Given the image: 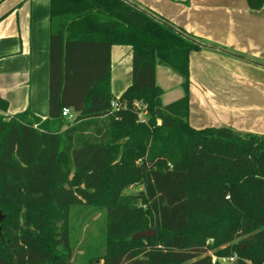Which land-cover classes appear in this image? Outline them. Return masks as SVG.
<instances>
[{
	"label": "trees",
	"instance_id": "obj_1",
	"mask_svg": "<svg viewBox=\"0 0 264 264\" xmlns=\"http://www.w3.org/2000/svg\"><path fill=\"white\" fill-rule=\"evenodd\" d=\"M48 7V116H5L0 96V264H71L77 228L96 214L101 237L83 240L79 264H264V134L189 124L199 41L125 0ZM112 45L131 54L116 98ZM156 65L182 78L181 97L162 104Z\"/></svg>",
	"mask_w": 264,
	"mask_h": 264
},
{
	"label": "crops",
	"instance_id": "obj_2",
	"mask_svg": "<svg viewBox=\"0 0 264 264\" xmlns=\"http://www.w3.org/2000/svg\"><path fill=\"white\" fill-rule=\"evenodd\" d=\"M205 46L189 54V110L200 126L264 134V5L246 0H130ZM49 0H0V96L3 113L48 116ZM128 46L110 47L111 92L130 82ZM163 65L155 81L167 104L184 94L182 78ZM199 127V126H198Z\"/></svg>",
	"mask_w": 264,
	"mask_h": 264
},
{
	"label": "rangeland",
	"instance_id": "obj_3",
	"mask_svg": "<svg viewBox=\"0 0 264 264\" xmlns=\"http://www.w3.org/2000/svg\"><path fill=\"white\" fill-rule=\"evenodd\" d=\"M173 74L176 75V73H173ZM112 94H113V92H112ZM113 95H114V98L118 97V94L114 93ZM139 112H140L139 113L140 115H143L142 114L143 110H140ZM194 112L195 111L192 110V117H191L190 110L188 111V122H189V124L192 125L193 127H198V126L203 127V126H200V125H202V123L196 124V121H195L196 117L194 116L195 115ZM139 190H141V186H133V187L127 188L125 190V192H128V193L129 192H137ZM103 224H104V218L102 220V216L100 214H96L93 217L87 218V219L82 221V223L77 228L78 231H76V244L74 245L73 258H72L73 260H72L71 264H79L80 263V260L78 259V257H80V256H77V255L81 251L78 249V247H79V245L83 244V240L85 238H87V237L90 238V240L93 241L91 243H97L99 241V238L101 237L100 229L102 228ZM71 226H76V223L74 222V220L70 221V227ZM210 253H212V251H210ZM81 259H83V258H81Z\"/></svg>",
	"mask_w": 264,
	"mask_h": 264
},
{
	"label": "water",
	"instance_id": "obj_4",
	"mask_svg": "<svg viewBox=\"0 0 264 264\" xmlns=\"http://www.w3.org/2000/svg\"><path fill=\"white\" fill-rule=\"evenodd\" d=\"M125 1L128 2V3H130V4H132V5L135 6L137 9L142 10V11H144V12L150 14L148 11L142 9L141 7H139V6H137L136 4L132 3L131 1H129V0H125ZM160 21H161L163 24L167 25L168 27H170V28H174V27H173L172 25H170L169 23H167V22H165V21H162V20H160ZM198 44H199L201 47H204V46H205L204 44H202V43H200V42H198ZM1 219H2V214H1V212H0V220H1ZM154 233H155V230H154V229L142 230V231H138V232L134 233V234L132 235V238L150 237V236H153Z\"/></svg>",
	"mask_w": 264,
	"mask_h": 264
},
{
	"label": "built area",
	"instance_id": "obj_5",
	"mask_svg": "<svg viewBox=\"0 0 264 264\" xmlns=\"http://www.w3.org/2000/svg\"><path fill=\"white\" fill-rule=\"evenodd\" d=\"M112 106L115 107L117 105L116 101H113ZM61 116L70 119L72 117V113L70 111L69 108H62L61 110ZM139 118L142 121L143 119L141 118V115L139 114ZM235 259V255L229 256V257H220V258H216L214 256H212V261H216L218 260L220 262V264H230L233 260ZM97 264H101V262H98Z\"/></svg>",
	"mask_w": 264,
	"mask_h": 264
}]
</instances>
